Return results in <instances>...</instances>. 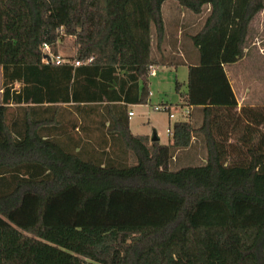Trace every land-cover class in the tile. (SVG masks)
<instances>
[{"label":"trees","instance_id":"16d2710c","mask_svg":"<svg viewBox=\"0 0 264 264\" xmlns=\"http://www.w3.org/2000/svg\"><path fill=\"white\" fill-rule=\"evenodd\" d=\"M165 1L206 10L195 31L180 23L192 62L164 52L177 50ZM260 11L264 0H0V264H264V106L238 109L223 67ZM65 36L73 54L55 63ZM158 65L187 66V120L167 143L129 129ZM195 138L198 164L184 153Z\"/></svg>","mask_w":264,"mask_h":264},{"label":"rangeland","instance_id":"374dc122","mask_svg":"<svg viewBox=\"0 0 264 264\" xmlns=\"http://www.w3.org/2000/svg\"><path fill=\"white\" fill-rule=\"evenodd\" d=\"M178 6V5H177ZM165 8V7H164ZM206 10L196 17V23L199 25L204 17ZM195 24V26H197ZM256 25V26H255ZM171 26V24H169ZM193 32V30H189ZM186 34H184L185 40ZM187 40V39H186ZM58 55L67 57L73 53V40L68 36L63 37L56 43ZM243 59L235 66V72L242 76V82L248 84V89L253 90L252 94L259 93L255 83L261 84L264 80V15L260 12L256 17L253 27L249 28L244 43ZM154 74L149 75V98L145 104H135L131 106L133 115L129 118V129L134 133H149L154 130L159 141L166 143L168 141L167 129L174 121L187 120V115L181 113L183 103V93L186 91L187 67L186 65L153 66ZM1 72V67H0ZM175 83H178L179 90L175 89ZM1 87V75H0ZM249 90V91H250ZM171 104L172 117H169L165 110H154L153 105L159 103ZM264 102V101H263ZM195 113V112H194ZM186 152V153H185ZM187 158H192V163H202L204 161V148L199 139H194L191 146L184 151ZM184 153H179L175 160L170 163V168L176 169L184 165Z\"/></svg>","mask_w":264,"mask_h":264},{"label":"crops","instance_id":"0c3cea01","mask_svg":"<svg viewBox=\"0 0 264 264\" xmlns=\"http://www.w3.org/2000/svg\"><path fill=\"white\" fill-rule=\"evenodd\" d=\"M177 5L178 4H176V2L165 1L161 7L163 22H164V26H165L166 40L169 38V33L172 32L173 27H176V38H177L176 39L177 50H173V48H170L168 41H166L164 52L170 53V54H172L173 52L174 53L178 52L177 54H179V55L189 57V61L192 62L197 58V52H196V49L192 46V44L187 39V36H185V40H184V38H183L184 35H182V26L180 25V23L182 22V20L186 21V24H187L186 28L187 29H194L193 31H195L197 26H198L196 23L197 21L195 20L196 16L185 12L184 10H182ZM260 12L264 15V13L262 11H260ZM260 12H258L252 18V20L250 21V23L248 25V30H249V28L251 29V27H253V23L255 22V19L259 15ZM169 24H171V26H169ZM195 24L197 25L196 27H195ZM248 30H247V33H248ZM246 37H247V35H246ZM245 40H246V38H245ZM244 53H245V51H244ZM243 57L236 62L226 63L223 65L224 71L226 73V76L228 78V81L230 83L231 89L234 93V96H235V99L237 102V108L239 109L241 106L263 107L264 106V102H263L264 101V80L261 79V81H260L261 84L255 83L257 89L259 90V93L262 94L260 97H258L257 96L258 93H255L256 91L254 92L255 95H253L252 94L253 90L248 89V84L242 82L241 74L237 71L236 72L234 71L235 66L240 61H242ZM0 75H1V72H0ZM0 100H1V87H0ZM132 105H135V104L129 105L130 111H132L131 110ZM132 115H133V113H132ZM132 133H134V132H132ZM142 134H146L148 136L151 135L149 133H142ZM158 141H159V138H158ZM160 143H162V142H160Z\"/></svg>","mask_w":264,"mask_h":264},{"label":"built area","instance_id":"2783aa9c","mask_svg":"<svg viewBox=\"0 0 264 264\" xmlns=\"http://www.w3.org/2000/svg\"><path fill=\"white\" fill-rule=\"evenodd\" d=\"M42 49H43V52H44L43 61L45 63H47L48 61L53 60L52 54L50 53L49 48H48V46L46 44L43 45ZM54 61H55V63H60V62L64 61V59L61 56H56L54 58ZM74 64L77 65V64H79V62L77 60H75ZM149 69H150L149 73L150 74H154L153 66H150ZM153 109L154 110H165V111L168 112L169 117L173 116L172 112L170 111L171 110V104H169L167 102L166 103L155 104V105H153ZM181 113L187 115L188 107L187 106H183L182 109H181ZM128 114H129V116H131L132 115V111H129ZM167 131H168V129H167Z\"/></svg>","mask_w":264,"mask_h":264},{"label":"water","instance_id":"95a60500","mask_svg":"<svg viewBox=\"0 0 264 264\" xmlns=\"http://www.w3.org/2000/svg\"><path fill=\"white\" fill-rule=\"evenodd\" d=\"M149 139H150V141H158V137H157L154 130L152 131L151 135L149 136Z\"/></svg>","mask_w":264,"mask_h":264}]
</instances>
